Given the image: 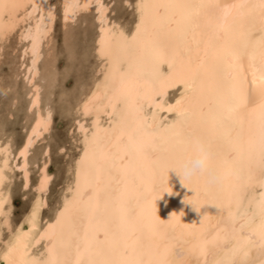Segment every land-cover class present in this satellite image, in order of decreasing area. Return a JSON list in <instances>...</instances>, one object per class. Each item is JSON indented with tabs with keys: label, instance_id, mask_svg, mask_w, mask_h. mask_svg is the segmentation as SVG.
Returning <instances> with one entry per match:
<instances>
[{
	"label": "snow or ice",
	"instance_id": "obj_1",
	"mask_svg": "<svg viewBox=\"0 0 264 264\" xmlns=\"http://www.w3.org/2000/svg\"><path fill=\"white\" fill-rule=\"evenodd\" d=\"M29 7L36 5L0 0V19L19 16L21 9ZM134 7L135 31L126 34L115 25L102 27L103 79L83 103L86 117L107 114L114 119L113 127L101 130L97 119L92 135L85 132L75 188L70 189L71 197L56 221L40 234L49 241L45 251L33 255L30 249L39 215L37 204L25 220L28 231L21 226L8 240L7 264H193V254L213 257L205 264H252L249 257L257 242L264 257V76L258 93L249 88L243 102L229 104L219 116L217 123L222 128L232 130L234 124L240 125L236 140H229L228 151L221 142L202 137L179 150L165 148V143L174 142L142 115L144 106L171 83H181L188 92L202 87L207 77L210 88L221 95L228 91L234 97L238 89L242 91L246 80L229 79L227 70L245 60L251 62L257 44L264 67V0L232 4L137 0ZM96 8L103 12L104 6L97 3ZM30 16L27 13L19 19L27 21ZM15 26L5 24L0 38ZM165 35L173 49L166 78L158 73L152 58ZM183 98L177 100V109ZM257 100L259 121L248 120L245 130L244 112ZM176 114L183 116L179 110ZM101 131L107 142L104 149L98 144ZM137 161L144 166L136 167ZM170 170L182 178L202 181L204 195L213 201L218 214L214 228L206 229L203 222L200 228H188L190 239L179 245L169 242L179 222L161 220L155 210L159 195L170 192L166 187ZM193 194L201 195L197 189ZM97 215H103L109 225L103 243L90 231Z\"/></svg>",
	"mask_w": 264,
	"mask_h": 264
},
{
	"label": "bare ground",
	"instance_id": "obj_2",
	"mask_svg": "<svg viewBox=\"0 0 264 264\" xmlns=\"http://www.w3.org/2000/svg\"><path fill=\"white\" fill-rule=\"evenodd\" d=\"M12 2L36 5L35 8L29 7L27 10L21 9L19 16H13L11 18L4 17L0 19V29H2L5 24H16L15 28L8 31L7 35L0 38V42L7 38L17 28H20L19 38L20 40L25 41L22 51L24 55L28 54L25 74L26 76H29L31 84L34 83L33 88L30 90L31 97L29 107H37V110L24 141L15 153L10 149L8 143L0 141V252L2 256L0 264H7L5 252L8 241L6 239H2L1 234L2 225H9L7 210L5 208L6 203L9 201V195L8 191L3 189V184L7 179V169L10 168L11 163H13L16 167L22 170L25 186L29 184L30 171L28 169V152L34 142L49 128L51 123V112L48 110L44 111L41 107H39L40 88L39 85L35 83L34 78L38 73V62L42 55V45L44 40L50 34L56 17L55 6L54 4L49 3L48 0H12ZM136 2L137 0H135V3ZM201 2L232 4L241 2V0H201ZM247 2L258 3L259 0H247ZM97 3L104 6L103 12H98L95 7L98 20L95 52L101 60L99 66L100 76L95 80L90 91L86 93L79 103V110L82 118L77 122V129L81 134V149L74 162L72 180L69 182L66 188L67 193L63 196L62 201L59 203L60 205L54 215L47 219L44 223H41V221L37 222L32 238L30 239V249L33 255H38L39 253L45 251L49 241L41 239L40 234L44 232L48 225L53 224L56 221L60 211L64 208L65 200L71 197L70 189L75 188L78 161L81 160V156L84 153L85 132L87 131L89 136L92 135V130L95 127L94 120L97 119L99 120V128L101 130L110 129L114 124V119H110V116L107 114H101L98 118L90 116L86 117L83 113V103L93 94V92L97 90V84L103 79L102 73L105 70L106 64L99 54L102 27L111 29L113 25H115L119 30L124 31L126 34H130L132 31H135L137 15L133 26L130 29H127L117 22L109 21V7L103 2V0H61V15L64 24L73 20L78 12L88 10L93 4L97 5ZM69 5H79V7H68ZM85 5H87V7H85ZM27 13H31V16L27 21L19 19L20 16H25ZM16 21L19 22L16 23ZM37 27H39V31H37ZM254 33L258 40V25L256 29H254ZM152 58L157 61L156 70L158 73L162 77H168V63L173 59V49L168 47L166 35L162 36V46L152 53ZM142 66L146 67L147 65ZM227 73L229 79L236 77L241 81L246 80V83L243 84V90L241 91L238 89L234 97L228 91H225L222 95L217 93L214 89L210 88L207 77H204L203 86L194 91L185 92L181 83H171L170 86L160 89L159 94L155 95L154 100L150 104H146L144 106L142 115L147 118L148 123L153 124L155 130L162 131L166 139H170L174 142L173 145L165 143L163 147H174L176 150H179L188 141L193 140L194 138L202 137L221 142L224 151L230 150L231 144L229 143V140H236L237 134L241 130L240 125L238 123L234 124L233 129L229 130L220 127L217 121L226 106L234 102L244 101L245 93L249 90V88H255L257 93L259 92L261 77L264 76V67H262L258 44L254 48V59L251 62L245 60L243 64H237L229 68ZM179 86V95L175 99L173 98V100H170L168 98L169 91L172 88ZM182 95L184 97L182 104L179 106V109H177L176 102L177 100H181ZM177 110L183 112L182 117L177 116ZM110 111L111 109H109V112ZM260 114L261 106L259 100H257L254 105L249 106V108L244 112V129H247L248 120L258 123ZM153 116H155V120H153ZM106 143L103 131H101L98 141L99 149H104ZM18 158L20 160L17 162ZM135 166L138 168L143 167L144 162L137 161ZM50 178L51 176L47 170L46 164L44 163L40 168V176L36 183V189L39 192L46 193L45 191L50 182ZM166 187L170 189V192H164L159 195V198L155 202V210L156 216L159 219L165 221L173 219L174 222H179L175 232L170 236V243L179 245L184 240L190 239L186 229L192 227L200 228L201 222H203L206 229L211 230L214 228L218 219L217 209L213 206V201L205 197V189L202 181H197L196 177H192L191 179L182 178L174 170H170L166 181ZM193 189H197L201 193L199 198L193 194ZM43 204H45V199H43ZM83 223L86 225L89 224L87 220L83 221ZM27 231L28 229L25 230V232ZM90 231L93 234L98 235V239L101 243L105 242V233L109 231V225L106 218L103 215H97L90 223ZM108 239H112L111 233H109ZM2 244L6 245L2 247ZM40 244H42V246ZM39 245L41 248H38ZM177 250L179 251V248H177ZM191 259L193 264H196L197 259L199 260V264H205L206 259L210 262L213 257H204L199 254H193ZM249 259L252 264H259L260 260L264 259L258 250V242L257 248L252 250Z\"/></svg>",
	"mask_w": 264,
	"mask_h": 264
},
{
	"label": "rangeland",
	"instance_id": "obj_3",
	"mask_svg": "<svg viewBox=\"0 0 264 264\" xmlns=\"http://www.w3.org/2000/svg\"><path fill=\"white\" fill-rule=\"evenodd\" d=\"M48 2L54 4L56 17L42 45L34 81L40 88L39 107L51 112V123L28 152L29 184L25 186L22 170L13 163L7 169L3 189L9 195L5 207L9 225H2L1 228L2 239L7 241L21 226L23 231L28 229L25 220L35 205L39 204L37 222L44 223L54 215L67 193L74 162L81 149V134L77 129V122L82 118L79 103L100 76L101 60L95 52L98 30L96 4L78 12L73 20L64 24L61 0ZM103 2L109 7V21L127 29L133 26L135 0ZM19 30L17 28L0 42V141L8 143L14 153L24 141L37 110V107H29L30 90L34 83L31 84L25 74L28 54H23L25 41L20 40ZM179 92L180 86L172 88L168 98L175 99ZM44 163L51 176L46 193L36 189ZM40 245L38 248H41ZM1 259L0 252V262Z\"/></svg>",
	"mask_w": 264,
	"mask_h": 264
}]
</instances>
